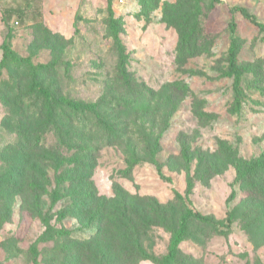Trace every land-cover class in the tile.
Instances as JSON below:
<instances>
[{
  "label": "rangeland",
  "instance_id": "1",
  "mask_svg": "<svg viewBox=\"0 0 264 264\" xmlns=\"http://www.w3.org/2000/svg\"><path fill=\"white\" fill-rule=\"evenodd\" d=\"M209 3L148 0L153 9L145 15L138 0H0V44L11 30L18 57H29L33 64L55 62L40 72L42 82L60 95L100 103L109 120L122 127L125 140L135 144L141 134L159 135L156 157L162 174L142 160L123 176L124 151L87 114L61 120L60 134L74 138L67 149L59 131H47L42 100L28 91L26 65L7 63L0 75V264H159L185 208L223 223L232 211V222L226 230L221 224L190 221L173 264H264V196L246 201V188L234 183L232 164L235 157L264 152V31L239 11L230 13V7L243 6L264 23V0H220L212 9ZM109 11L120 21L130 84L118 80ZM231 18L233 33L227 26ZM195 22L205 30L197 39L206 40L208 50L179 57L181 38ZM231 35L237 38L244 71L239 108L232 78L223 75ZM116 98L130 106L117 105ZM47 149L55 156L48 167ZM183 150L190 156L189 171ZM200 153L218 172L197 167ZM63 157L76 160L72 168L79 180L72 184L89 183L93 207L105 201L109 214L100 228L95 220L88 224L86 213L71 216L69 198L50 207L53 175L69 167L59 165ZM232 190L235 197L228 201ZM60 211L66 213L62 218ZM114 214L130 216L134 224ZM45 219L66 233L38 239ZM135 230L156 260L123 256Z\"/></svg>",
  "mask_w": 264,
  "mask_h": 264
},
{
  "label": "trees",
  "instance_id": "2",
  "mask_svg": "<svg viewBox=\"0 0 264 264\" xmlns=\"http://www.w3.org/2000/svg\"><path fill=\"white\" fill-rule=\"evenodd\" d=\"M220 0H210L209 7L212 9L216 6V4ZM140 4V13L147 14L153 7H148V0H138ZM199 9H196L198 11ZM239 11L246 19L250 20L260 31H264V23L256 20L255 16L252 15L245 7L243 6H232L230 7V13L234 14ZM41 15V14H40ZM75 24V22H74ZM108 25L111 36L113 38L116 51L118 53L119 65H118V80H123L125 84H130V76L126 73V69L124 66L125 63V53L124 46L119 37V25L120 21L114 17L111 11L108 12ZM197 22H195L191 28L190 33H188L187 37L183 36L181 38V42L179 45L178 56H183L184 54L188 56H194L199 53L207 52V44L206 40L203 42L198 41L197 37L200 36L201 33H205V30L199 29L197 26ZM228 28L230 33H233L235 30V20L231 18L228 22ZM75 31L76 28H75ZM11 30H8L4 36L0 44V49L2 51L0 58V75L4 66L11 63H24L29 71V85L28 91L40 98L43 103V107L46 114V123H47V131L55 129L59 131V142L69 148L71 143H73L74 138L70 135L65 138L61 132V120H67V122L73 119V116L78 115H90L95 118L96 125L103 129L104 134L110 139V141L117 145L124 151L126 166L121 170L123 176H129L133 167L139 164L142 160H147L155 165L157 172L162 176L160 164L156 157L159 146H160V137L151 136V135H140V137L135 141V144H132L130 141L125 140L122 133V127H120L116 122L114 123L111 119L109 120L107 116L106 110H103V107L100 103L93 102H85L82 100H75L66 95H60L56 90H52L48 85H45L40 79V72L43 69H46L48 66L55 65V62L51 63H39L33 64L30 61L29 57H18L11 47ZM193 37V38H191ZM238 45L237 38L234 35H231L230 42L227 49L226 61H227V70L223 72V75L226 77L232 78V90L234 92L233 100L235 104V108L240 107V96L242 94V79H243V68L238 63ZM176 83L169 84V87L176 86ZM115 102L117 105L129 107L130 105L124 101V103L116 98ZM52 147V146H50ZM90 146L89 148H92ZM94 149V148H93ZM140 150V151H139ZM29 151L26 155L28 157ZM181 157L186 163V170L189 171V161L190 156L188 154V150H183L181 152ZM197 167H203L206 170L208 169L210 173L218 172V168L215 163L207 159V156L202 153L197 156ZM55 156L52 151L47 149V167L51 166V162H54ZM68 163L69 167L65 168L62 173L54 174V188L48 191L50 197V207L54 206L56 202L63 198H69L71 203L70 207L67 209V212L71 216L74 217H89L88 224L93 222L94 220L98 222V227L100 228L103 224L105 215H108V211L106 210V204L103 200L100 202L98 207H93L92 200L95 198L94 195L90 192L89 183H85L82 187H77L75 184H72L77 179L74 167L76 164V160H70L68 157H63L59 161V165L61 163ZM232 164L235 168V177L234 183L239 184L241 188H246L247 194L244 199L246 201H250L251 199H257L258 196H264V152L259 154L255 158L250 159H242L239 157H235L232 160ZM65 166V165H64ZM82 177V176H81ZM82 180L85 178L82 177ZM261 180V182H257ZM8 187L11 189L14 187V184L6 182ZM31 188H35L33 182H29ZM192 185L191 177L187 178V192L190 191ZM175 195L179 200H182L181 195L175 191ZM235 197V192L232 190L228 196V201L232 200ZM159 205L155 204V209H158ZM66 213L63 211L59 212V218L65 216ZM111 214V213H110ZM114 218L124 217L122 214H114ZM128 220L129 225H133L134 222L130 216L124 217ZM199 221L203 223H210L216 225L225 226L226 230L230 228L232 222V211H228L225 217V223L223 221H213V219L205 214H202L198 211H194L191 208H185L183 213L180 215L178 219V225L176 229L172 232L170 237V241L168 244L167 251L159 260V264H173L178 253H179V244L185 238L187 234V226L190 221ZM44 233L38 237V239H53L56 235H63L66 233L65 230L55 228L49 220H44ZM132 230H134L132 228ZM134 232L133 245L126 250L123 251V256L127 259H151L156 260V257L146 251L140 242V235L137 230ZM220 232H226L225 230H220ZM33 260L36 261L37 256V247L32 244L30 247ZM245 264H250L247 260Z\"/></svg>",
  "mask_w": 264,
  "mask_h": 264
},
{
  "label": "built area",
  "instance_id": "3",
  "mask_svg": "<svg viewBox=\"0 0 264 264\" xmlns=\"http://www.w3.org/2000/svg\"><path fill=\"white\" fill-rule=\"evenodd\" d=\"M116 1H117L119 4H122V3L125 2V0H116ZM14 22H15V24H16V23H18V20H15Z\"/></svg>",
  "mask_w": 264,
  "mask_h": 264
}]
</instances>
